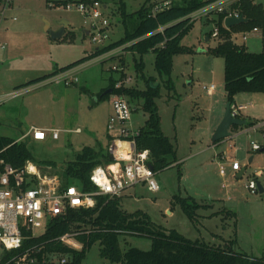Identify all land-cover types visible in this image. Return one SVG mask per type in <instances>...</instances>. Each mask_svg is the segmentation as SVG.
Segmentation results:
<instances>
[{"label": "rangeland", "instance_id": "rangeland-1", "mask_svg": "<svg viewBox=\"0 0 264 264\" xmlns=\"http://www.w3.org/2000/svg\"><path fill=\"white\" fill-rule=\"evenodd\" d=\"M65 1L80 0H13L12 11L0 26V41L6 46L0 52V97L10 93L13 87H25L28 79L51 74L56 68L76 63L97 49L84 33L89 31L88 22L75 11H65V4H62ZM98 1L106 6L111 25L109 44L120 40L126 29L132 30L135 26L133 15L144 4L160 0ZM257 3L264 9V0H257ZM120 6L129 16L125 23H122ZM61 21L69 24L66 34L52 40L50 32H56ZM212 29L210 20L193 24L181 40V45L192 52L173 58L168 80L155 71L153 54L142 57L143 70L137 73L135 63L139 62V56L128 50L120 55L111 49L101 54V59L82 63L84 68L77 74L78 83L73 86L51 84L3 100L0 102V136L20 140L35 163H52L53 171L60 175L83 148L90 147L96 152L106 150V125L112 114L113 95L111 93L103 101H98V96H106L103 94L111 90L112 82L115 83L121 73L123 78L132 79L126 88L145 91L148 83L150 86L156 84L160 95L156 106L161 131L175 147L176 162L156 173L157 193L141 185L126 190L120 198L122 210L127 213L141 211L155 226L175 230L191 241L211 246L232 242L231 250L235 253L254 259L264 257V192L251 194L245 188L247 182L253 180L264 191V152L251 153L249 148V142H258L261 136L247 138L238 134L233 141L238 150L235 159L241 167H247V179L237 180L233 173L221 177L218 165L222 162L213 156L220 149L212 146L211 136L222 120L227 99L223 89V60L208 53L219 41L206 38ZM236 44L243 45L249 53L264 52L261 36L250 37L245 44L237 37ZM113 66L121 73L113 71ZM211 84L215 90L208 96L203 88ZM234 104L245 107L242 115L247 120H264V94H239L234 97ZM130 107V123L134 129H140L146 115L141 104L131 103ZM31 128L61 133L57 141L48 134L44 142H35L31 135L23 137ZM75 129L80 133L70 132ZM235 130L231 128L230 133ZM251 156L254 161L248 164L247 157ZM186 198L210 206L206 207L208 209H200V206L196 210L197 217L190 221L176 204L177 199ZM224 210L232 214L227 215ZM120 246L123 250L133 247L148 251L151 243L149 238L127 237ZM81 264L111 263L100 258L99 246L94 245Z\"/></svg>", "mask_w": 264, "mask_h": 264}, {"label": "trees", "instance_id": "trees-1", "mask_svg": "<svg viewBox=\"0 0 264 264\" xmlns=\"http://www.w3.org/2000/svg\"><path fill=\"white\" fill-rule=\"evenodd\" d=\"M82 1L87 2V0ZM211 1L179 0L168 10L154 17L149 15V6L144 4L133 15L135 26L131 31L126 29L120 40L106 47L97 48L82 60L58 69L53 74L34 82L42 81L58 72L94 59L108 50L147 35L149 36L134 43L128 49L130 53L140 58L139 62L135 63V69L137 73H142V57L146 54H153L155 71L159 77L168 80L173 69V58L192 52L190 48L181 45V40L192 29L193 24L187 25L181 20ZM237 7L247 23L234 26L229 30L238 32L258 28L264 38V9L262 6L255 0H241ZM119 10L123 16L122 23H125L129 16L124 13L123 6H120ZM221 24L222 16H219L216 25L219 27L220 38L217 45L209 49L208 53L223 60V89L227 103L233 105L234 97L239 94H264V52L249 53L243 45L232 43L228 30L224 29ZM159 27H165L162 34L155 33ZM211 34H208L206 38L210 39ZM121 78L123 75H120L119 79ZM114 85L115 83L112 82V95L118 94L126 97L129 105L131 103L141 104V109L146 115V120L139 129L135 143L137 150L149 152V165L153 172L157 173L175 164V147L164 136L160 127V117L156 106V100L160 98L157 87L153 89L148 83L145 91L132 87L115 90ZM108 96L99 95L98 101H103ZM252 125L250 122H245L244 127ZM3 149L1 157L14 168L22 167L27 161L35 162L20 141L16 142L14 139L0 136V151ZM102 162H108L105 151L96 152L90 147L83 148L74 160L66 164L60 174L63 185H76L85 192L93 191L94 187L89 181V175L91 170ZM46 166L53 167V164L47 163ZM176 204L190 221L195 220L196 210L200 206L192 198L177 199ZM72 229H81L84 233L86 232L77 238L82 244L81 252L74 254L77 264L86 259L94 245L99 246L100 258L111 264H264V257L254 259L245 254L233 252L232 242L211 246L203 242L188 240L175 230H165L155 226L141 211L127 213L122 210L120 198L108 201L99 198L94 209L68 212L64 219H59L50 226L45 239H53ZM127 237L149 238L150 249L148 251L133 247L121 249V241ZM55 248L61 249L58 245Z\"/></svg>", "mask_w": 264, "mask_h": 264}, {"label": "built area", "instance_id": "built-area-1", "mask_svg": "<svg viewBox=\"0 0 264 264\" xmlns=\"http://www.w3.org/2000/svg\"><path fill=\"white\" fill-rule=\"evenodd\" d=\"M177 1L179 0H160L149 3V15L154 17L156 14L168 10ZM240 1L212 0L181 21L190 25L203 19L210 20L213 25L211 38L219 39V27L216 25V21L217 17L222 16L221 25L228 30L230 41L236 44L237 37H240L242 43L245 44L250 37L261 36V31L258 28H252L233 32L224 25L227 18L243 17L237 7ZM255 1L257 2V0ZM63 3L65 11H75L84 18V22H88L89 31L87 33L93 45L97 48L109 45L107 41L111 25L106 15L105 5L98 0L65 1ZM12 4L13 0H0V26L8 19V13L12 11ZM11 20L15 21V18H11ZM164 29L165 27H159L155 33L162 34ZM148 36L114 48L113 53L124 54L134 43ZM5 49L6 46L0 41V51ZM101 58L100 56L95 59ZM81 66L72 67L42 81L32 82L23 88L14 89L0 97V102L19 97L27 91H33L46 85L73 86L78 83L77 74ZM111 69L121 73V70L115 66ZM131 81L129 76L117 79L114 89L126 88L125 86ZM203 90L210 96L213 94L215 86L211 84L204 87ZM112 97V114L106 125L107 146L105 152L108 162H102L91 170L89 181L94 187L93 191L85 192L76 185L64 186L60 175L54 172V168L51 166L27 161L22 167L14 168L1 157L4 149L0 151V264H77L74 254H78L82 250V244L77 238L86 232L84 233L81 229H72L58 237L46 240L45 236L50 226L58 222L59 219H64L70 211L94 209L99 198L107 201L121 198L126 190L137 185L146 187L147 191L151 193L159 191L155 180L156 173L149 165V152L147 150L139 151L136 148L135 138L139 134V129H134L130 123L132 114L130 105L122 95L114 94ZM242 109L243 107L232 105V116L240 118ZM262 128H264V122H258L244 134L250 138V132H257ZM65 132L69 133V131ZM70 132L79 134L80 130L75 129ZM60 133L53 129L31 128L23 137L31 135L33 141H43L49 134L52 140H57ZM262 138L264 139V134H262ZM18 141L20 140H16V142ZM249 145L253 152L262 149V146L256 141H250ZM228 168L231 173L236 174L241 170V165L235 159L224 156L222 163L218 165L219 175L224 177ZM245 188L251 194L258 192L257 183L253 180H249ZM56 245L61 249L57 250Z\"/></svg>", "mask_w": 264, "mask_h": 264}, {"label": "crops", "instance_id": "crops-1", "mask_svg": "<svg viewBox=\"0 0 264 264\" xmlns=\"http://www.w3.org/2000/svg\"><path fill=\"white\" fill-rule=\"evenodd\" d=\"M68 26H69V24H68ZM67 26V27H68ZM67 27H65V31H64V34H63V36L66 34V31H67ZM85 33V35L86 36H88V33L87 32H84ZM62 36V37H63ZM206 41H208V39H206ZM109 44H111V43H109ZM0 52H2V51H0ZM128 55H130V53H127V56ZM0 62H1V58H0ZM80 65H82V63L81 64H78L77 65V67L78 66H80ZM64 67H66V66H64ZM64 67H61V68H56L51 74H53L55 71H57L58 69H62V68H64ZM74 67H76V66H74ZM84 67L83 66H81V68H80V71H82V69H83ZM79 71V72H80ZM51 74H47V75H42L41 77H39V78H33V79H28V80H26V84L25 85H29V84H31L32 82H34V81H36V80H38V79H40V78H43V77H45V76H48V75H51ZM49 85H46V86H42V87H38L37 89H35V90H33V91H36V90H39V89H41V88H45V87H48ZM22 86H16V87H13L12 88V90H14V89H17V88H21ZM213 95V94H212ZM212 95H210V96H212ZM235 98H236V96H235ZM234 106H237V107H243V109H242V111L245 109V107L244 106H239V105H235L234 104ZM242 111L240 112V119L241 120H243L244 122H250V123H252V124H255V123H258V122H264V120H258V119H256V118H253V120H247L243 115H242ZM263 119V118H262ZM218 124V123H217ZM253 126V125H252ZM252 126H248V127H244L243 126V128H239V129H236L235 130V132L234 133H231V137L230 138H228V139H226V140H224V141H222V142H220V143H218V144H212V146H219V149L220 150H217L216 151V154L214 153V159H218V161H220V162H222V158L224 157V156H227L226 154H228L229 155V157H231V158H233V159H235V156L237 155V152H238V150L236 149V147L235 146H233L234 144H233V141H235V139L237 138V135L238 134H242V135H245L244 133H245V131H247V130H249ZM36 129H39V128H36ZM39 130H45V129H39ZM230 132H231V129H230ZM257 134H259L260 136H261V139H259V141H258V143L262 146V149L260 150V151H258L259 153H263L264 152V139L262 138V134H264V128H262V129H260L259 131H257V132H250L249 133V135L252 137V136H254L255 138H256V136L255 135H257ZM248 138V137H247ZM31 139H32V137H31ZM59 139V138H58ZM57 139V140H58ZM33 140V139H32ZM46 140V139H45ZM45 140H43V141H35V142H44ZM57 140H53V141H57ZM257 142V141H256ZM249 148H250V145H249ZM250 152L251 153H253V151H251V148H250ZM247 153L249 154V155H252V154H250L248 151H247ZM255 153V152H254ZM236 160V159H235ZM254 161V157L253 156H251V157H247V162H248V164H250V163H252ZM246 172H247V167L246 166H243L242 165V167H241V170L238 172V173H236V174H233V178H235V179H237V180H241L242 178H248V176L246 175ZM228 173H231V171H230V169L228 168L227 169V173H226V175L228 174ZM232 174V173H231ZM225 175V176H226ZM225 176H224V178H225ZM138 186V185H137ZM137 186H134V187H132V188H136ZM142 186V185H141ZM132 188H130V189H132ZM129 190V189H128ZM264 192V191H263ZM122 196H124V195H122ZM199 205V204H198ZM199 206H201V208L200 209H208V208H206V207H209L210 206V204L209 205H204V204H200ZM224 212L227 214V215H231L232 213L231 212H229L228 210H224ZM196 217H197V214H196Z\"/></svg>", "mask_w": 264, "mask_h": 264}, {"label": "water", "instance_id": "water-1", "mask_svg": "<svg viewBox=\"0 0 264 264\" xmlns=\"http://www.w3.org/2000/svg\"><path fill=\"white\" fill-rule=\"evenodd\" d=\"M247 23V20L243 17H239L237 19L233 18H227L224 21V25L226 28L230 29L234 26L244 25ZM68 26V23L66 21L60 22V27L56 32H50V36L52 40L60 39L65 31V27ZM48 29V24L45 25V30ZM157 87L156 84L151 85V88L155 89ZM112 90H107L103 95H111ZM231 104L227 103L224 115L222 117V120L218 124L217 128L215 129L213 135L211 136V143L212 144H218L228 138H230L232 135L230 133V129L233 127L243 128L245 125V122L241 120L239 117H233L231 114ZM151 168V167H150ZM258 193L261 194L263 192V189L259 184H257Z\"/></svg>", "mask_w": 264, "mask_h": 264}]
</instances>
